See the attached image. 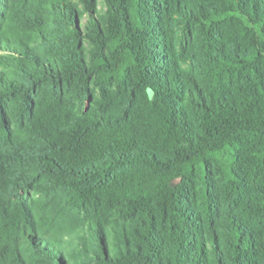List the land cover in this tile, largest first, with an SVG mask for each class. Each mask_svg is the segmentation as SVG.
<instances>
[{"label":"trees","instance_id":"16d2710c","mask_svg":"<svg viewBox=\"0 0 264 264\" xmlns=\"http://www.w3.org/2000/svg\"><path fill=\"white\" fill-rule=\"evenodd\" d=\"M103 5L0 0V264H264V0Z\"/></svg>","mask_w":264,"mask_h":264},{"label":"rangeland","instance_id":"374dc122","mask_svg":"<svg viewBox=\"0 0 264 264\" xmlns=\"http://www.w3.org/2000/svg\"><path fill=\"white\" fill-rule=\"evenodd\" d=\"M96 1V9L99 10V11H104V5H103V0H95ZM86 22V17H83L81 20H80V26L84 25Z\"/></svg>","mask_w":264,"mask_h":264}]
</instances>
